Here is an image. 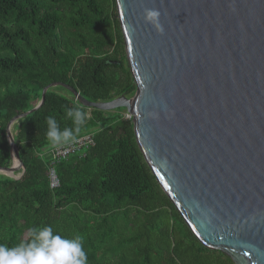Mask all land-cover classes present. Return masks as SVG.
<instances>
[{
    "label": "trees",
    "instance_id": "16d2710c",
    "mask_svg": "<svg viewBox=\"0 0 264 264\" xmlns=\"http://www.w3.org/2000/svg\"><path fill=\"white\" fill-rule=\"evenodd\" d=\"M52 82L91 102L134 95L115 0H0V166L12 164L9 120L32 109ZM77 105L86 119L76 138L91 134L92 144L53 165L59 186L51 188L55 146L46 120L72 127L65 110ZM125 113L86 107L58 85L13 123L24 170L18 178L0 173V245L27 242L30 226L51 225L66 238H82L87 264H234L189 229Z\"/></svg>",
    "mask_w": 264,
    "mask_h": 264
},
{
    "label": "water",
    "instance_id": "95a60500",
    "mask_svg": "<svg viewBox=\"0 0 264 264\" xmlns=\"http://www.w3.org/2000/svg\"><path fill=\"white\" fill-rule=\"evenodd\" d=\"M115 2L134 95L91 102L63 82L46 85L9 120L12 164L0 173L24 170L13 123L62 86L86 107L132 114L145 161L205 247L264 264V0ZM144 8L161 12L163 35L144 23Z\"/></svg>",
    "mask_w": 264,
    "mask_h": 264
},
{
    "label": "clouds",
    "instance_id": "9594fccd",
    "mask_svg": "<svg viewBox=\"0 0 264 264\" xmlns=\"http://www.w3.org/2000/svg\"><path fill=\"white\" fill-rule=\"evenodd\" d=\"M141 17L158 35L164 34L158 9L144 8ZM65 118L72 121V127L63 130L54 117L49 116L46 120V137L52 146L74 142L85 123L86 113L77 105L66 108ZM27 232V242L14 247L0 245V264H87V253L80 236L66 238L55 232L51 225L30 226Z\"/></svg>",
    "mask_w": 264,
    "mask_h": 264
},
{
    "label": "built area",
    "instance_id": "2783aa9c",
    "mask_svg": "<svg viewBox=\"0 0 264 264\" xmlns=\"http://www.w3.org/2000/svg\"><path fill=\"white\" fill-rule=\"evenodd\" d=\"M125 119H133L131 113L126 112L124 114ZM92 144V135L87 134L81 137L76 138L74 142H70L67 144H60L53 148L51 151V167L49 169V185L51 188H56L59 186V180L55 173V170L52 165H54L59 160L67 158L70 154L79 151L82 147H87Z\"/></svg>",
    "mask_w": 264,
    "mask_h": 264
},
{
    "label": "bare ground",
    "instance_id": "6f19581e",
    "mask_svg": "<svg viewBox=\"0 0 264 264\" xmlns=\"http://www.w3.org/2000/svg\"><path fill=\"white\" fill-rule=\"evenodd\" d=\"M53 166V165H52ZM57 188V187H56Z\"/></svg>",
    "mask_w": 264,
    "mask_h": 264
}]
</instances>
